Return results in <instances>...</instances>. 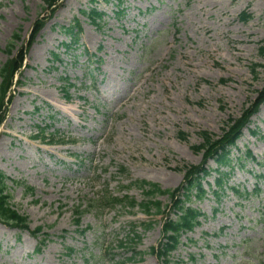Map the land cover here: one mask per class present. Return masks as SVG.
<instances>
[{"label":"rangeland","instance_id":"1","mask_svg":"<svg viewBox=\"0 0 264 264\" xmlns=\"http://www.w3.org/2000/svg\"><path fill=\"white\" fill-rule=\"evenodd\" d=\"M92 1L66 0L51 16L43 0H0V72L14 35L22 40L13 55L38 21L45 24L0 127V172L31 228L0 225V264H161L151 249L169 214L147 217L119 206L99 213L92 205L106 192L142 203V191L131 186L139 181L179 188L184 168L202 163L194 149L204 143L200 134L220 140L264 89V68L253 73L264 67V0H123L120 9L116 0ZM90 8L105 13L100 28L82 16ZM243 14L251 20L243 23ZM77 22L78 42L66 52L61 45L71 40L63 28ZM66 78L75 85L68 102ZM255 118L232 158L250 150L257 162H235L228 183L251 195L240 201L228 191L217 216L213 197L193 200L207 218L183 237L172 264H264V106ZM38 128L58 142L36 140ZM78 206L86 210L79 226ZM42 239L46 246L36 253Z\"/></svg>","mask_w":264,"mask_h":264},{"label":"trees","instance_id":"2","mask_svg":"<svg viewBox=\"0 0 264 264\" xmlns=\"http://www.w3.org/2000/svg\"><path fill=\"white\" fill-rule=\"evenodd\" d=\"M46 6L45 11L51 16L57 11V6L63 0H43ZM109 1V0H105ZM121 0H118V3L121 4ZM83 16L87 17L90 22L97 27H99L100 21L103 20L104 15L102 13L97 12L96 9H90L89 12L82 11ZM122 14V13H120ZM251 20V16L247 14H243L241 16V21L244 23L249 22ZM44 22V21H43ZM38 21L31 36L27 46H22L20 50H18L14 55V51L16 49V42L22 40L20 34H15L12 42L8 46V54H10V59L3 66L0 77H1V85H0V124H2L5 120V114L7 112L8 105L11 103L12 95L11 89L15 82V77L19 74L21 69L24 67L26 56L33 46L38 34L44 28L45 24ZM81 32V28L79 23H76V27L65 28L63 29V33L70 37L71 44L72 42L75 44L78 40L79 33ZM66 51L71 49L72 45L63 44L62 45ZM264 55V48L261 50ZM54 61H57L59 57L56 54H52ZM257 68H263L261 66H255L253 68V73H256ZM67 81V80H66ZM71 87V84H68ZM64 93V97L67 100H70V95L68 93V89L62 90ZM264 104V89L259 93L258 99L251 104V106L244 112L243 117L237 121H230L227 123V129H224V136L218 140L214 141L212 135L207 132H203L200 134L204 143L195 147L194 149L198 151L204 152V161L203 164L199 167H190L186 169L185 176V186L178 188L174 191H162L159 186L150 184L147 182H140L139 188L143 191L146 202L138 205L135 200L126 197L123 200L118 198H113L110 195L105 196L100 202L99 206H92V208H98L103 211L107 208H113L116 205H123L125 207L134 209L137 206H140L143 212L150 216L153 210H155L156 214L162 213V204L157 202L156 199L162 195H168L172 202V210L177 213L175 220H168L165 222L163 227V239L160 242L158 248H153L152 252L156 254L162 264H171L170 258L171 254L176 252L179 247L182 245V237L189 233L193 232L196 227L200 225L199 219L204 217L203 214L191 207H188L187 204L192 202V198H195L197 201H203L206 199L208 192L204 189L202 184V180L204 177L211 176V172L205 168L208 160H214L217 165V170L215 173L217 174V178L215 179V186L217 190H212L211 185H208L210 190V194H212L215 198V201L220 203L221 198L226 193V185L228 182V174L221 171L222 169H233V160L231 158L230 147L235 146L237 140L241 137L243 129L249 124L250 119L259 111L260 107ZM232 124V125H231ZM42 140L46 139L43 137L44 130H41ZM256 136L255 133H253ZM180 138L186 139L185 134H180ZM51 144H53L51 142ZM246 160H250L256 162V159L253 157L252 153L248 151L246 153ZM232 166V168H231ZM7 186V178L0 173V224H3L12 229H19L21 231H29L30 225L28 218L24 215H21L18 211H16L11 205V195L8 193ZM29 192H33L32 189L27 188ZM237 197L242 198L244 194L239 190L233 188L230 189ZM247 195V193H245ZM80 207L75 210V222L77 225H80V218L84 214L83 211H79ZM215 214L218 213V208L214 210ZM42 229H39L37 233L39 234ZM133 243L136 241L134 239ZM45 245V241H40V246L37 249V252L40 253L42 248ZM74 251L72 249L68 250V256L72 255Z\"/></svg>","mask_w":264,"mask_h":264},{"label":"bare ground","instance_id":"3","mask_svg":"<svg viewBox=\"0 0 264 264\" xmlns=\"http://www.w3.org/2000/svg\"><path fill=\"white\" fill-rule=\"evenodd\" d=\"M257 120V118H254L253 121Z\"/></svg>","mask_w":264,"mask_h":264}]
</instances>
